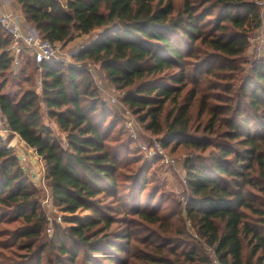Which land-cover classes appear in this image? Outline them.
Listing matches in <instances>:
<instances>
[{
  "label": "trees",
  "instance_id": "16d2710c",
  "mask_svg": "<svg viewBox=\"0 0 264 264\" xmlns=\"http://www.w3.org/2000/svg\"><path fill=\"white\" fill-rule=\"evenodd\" d=\"M15 1L54 43L106 30L76 60L125 90L167 152L189 151L188 197L184 217L156 176L162 163L115 132L83 68L30 57L16 66L0 27V110L43 159L54 205L72 214L44 240L40 192L0 137V264H209L205 244L223 264H264V59L248 77L241 66L263 0ZM29 65L42 69L41 91L14 88Z\"/></svg>",
  "mask_w": 264,
  "mask_h": 264
},
{
  "label": "rangeland",
  "instance_id": "374dc122",
  "mask_svg": "<svg viewBox=\"0 0 264 264\" xmlns=\"http://www.w3.org/2000/svg\"><path fill=\"white\" fill-rule=\"evenodd\" d=\"M257 5L260 8L261 18L259 22H254L253 24L248 26L249 45L244 53L245 60L241 64L242 68L244 69L245 77H248L251 74L253 62L264 59V5L262 6L259 3ZM15 14L17 15L16 12ZM19 19L22 20V16H19ZM28 26L30 25L28 24ZM105 31L102 29H97L89 34L76 35L75 39L64 44L56 43L59 50V59L56 62L72 64L77 67L83 68L90 75L99 97L104 102H106V104L108 105V109L112 113V120L116 119V121L119 122V125L115 129V132H117V130L123 131L126 138L130 140V145L132 146L136 155H141L143 160L146 159L148 161H154L156 159H159L162 165H156V176L157 178H159V181L163 183V190L171 193L174 198L182 203V215L186 217L184 209L187 202L188 190L183 163L184 158L189 154V151L185 149H179L174 154H171L164 149L171 157L174 158V162L172 164L164 162L160 156L153 158L147 155L143 150L142 145L152 143L154 140H158V137L147 131L142 123L138 120L137 116L122 101L125 90L111 84L107 79L104 70L98 63H81L76 60V56L82 49V47L88 44L91 40L102 37L106 33ZM108 31L113 34L116 31V28H112V30ZM28 75L31 78L29 81L26 80ZM14 81L16 85L14 86V88L16 90H20L21 87H31L41 91L42 69L37 66L35 67L33 65H29L28 69L25 72L19 71L16 74V78ZM117 92H119L120 94V103L115 102L112 99L113 95ZM42 111L45 116L46 122L49 123V125H51L55 131H59L54 121L49 118L44 106L42 107ZM65 135L66 134H62V137H65ZM8 137L3 141L6 142ZM21 139H19V141L16 142V144H14V147L12 148L15 150V154L18 157L23 170L25 168H28V171L24 170V172L40 192L41 206L44 209L48 219L47 229L44 232V240L46 241L53 235V227L55 224H59L63 228L71 225V222H69L68 220L72 214L65 212L63 209L54 205L50 187L46 179V171L43 159L38 155L35 148H32L23 139ZM32 158H34L33 162ZM46 197H49L51 202V206L47 208L43 206V200H46ZM90 214V211L80 209L74 215L85 218ZM185 222L187 229L193 232L190 228V220L186 218ZM50 226L52 227L51 231L48 230V227ZM114 226L117 225L114 224L113 227ZM204 247L206 249L207 256L210 258L209 264H212V259L214 257L213 250L206 244L204 245Z\"/></svg>",
  "mask_w": 264,
  "mask_h": 264
},
{
  "label": "built area",
  "instance_id": "2783aa9c",
  "mask_svg": "<svg viewBox=\"0 0 264 264\" xmlns=\"http://www.w3.org/2000/svg\"><path fill=\"white\" fill-rule=\"evenodd\" d=\"M257 3L262 6L264 5V1H258ZM0 27L11 36V44L8 50L12 55L14 65H20L25 57L32 58L36 65H40L43 62L58 61L59 50L56 43L43 38L34 27L23 24L14 12L7 9L2 0H0ZM112 99L120 103L119 92L115 93ZM13 132L4 114L0 110V137L5 140ZM142 148L147 155L153 158L160 156L166 163L172 164L174 162V158L164 150L159 140H154L149 144H143ZM43 206L45 208L51 206L49 197L43 200ZM51 229V226L48 227L49 231H51ZM213 254L212 264H223L214 250Z\"/></svg>",
  "mask_w": 264,
  "mask_h": 264
},
{
  "label": "crops",
  "instance_id": "0c3cea01",
  "mask_svg": "<svg viewBox=\"0 0 264 264\" xmlns=\"http://www.w3.org/2000/svg\"><path fill=\"white\" fill-rule=\"evenodd\" d=\"M2 2L5 3V5H6L8 10H10L12 12L15 11L17 13L18 17L22 16V20L21 21L23 22V24H28L25 21V17H24V14H23L21 8L19 7V5L16 3L15 0H2ZM21 138L22 137L17 132H13V133L10 134V136L6 140L5 145L7 147H14V144H16V142H18L19 139H21ZM33 160H34V158H32V162H33Z\"/></svg>",
  "mask_w": 264,
  "mask_h": 264
},
{
  "label": "water",
  "instance_id": "95a60500",
  "mask_svg": "<svg viewBox=\"0 0 264 264\" xmlns=\"http://www.w3.org/2000/svg\"><path fill=\"white\" fill-rule=\"evenodd\" d=\"M85 63H86V62H85ZM35 161H36V159H35ZM24 170H25V171H28V168H25Z\"/></svg>",
  "mask_w": 264,
  "mask_h": 264
}]
</instances>
